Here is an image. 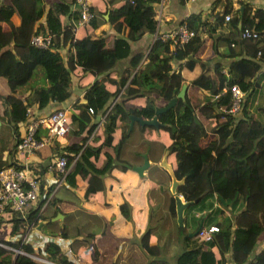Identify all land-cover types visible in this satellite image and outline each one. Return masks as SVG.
<instances>
[{"label":"trees","instance_id":"1","mask_svg":"<svg viewBox=\"0 0 264 264\" xmlns=\"http://www.w3.org/2000/svg\"><path fill=\"white\" fill-rule=\"evenodd\" d=\"M107 1L103 11H94L89 4L88 10L92 16L83 25L95 29L103 21L110 23L115 34L111 36L109 44L106 37L95 32L78 38L73 36L71 29L80 14L75 0H53L46 9L45 0H10L9 3H0V77L7 88L6 94L1 96L5 105L2 113L12 131H17V123L27 117L30 106L41 108L48 101H61L70 95V75L75 66L95 76L83 92L84 101L79 104V112L70 114L73 127H69L68 132L78 135L83 131L84 134L78 141L60 147L54 142V147L66 156V164L72 163L64 175V181L77 186L83 192L84 199L102 188L97 171H109L113 165H119L121 169L131 165L127 159L123 161L121 158L123 144L131 133V129L128 130L129 114L150 118L156 99L162 100L164 104L178 91L183 82L180 68L191 67L198 60L201 33L225 21L235 27L239 20L236 10H233L232 17L224 18L229 8L216 14L212 22L201 18L199 13H190L184 21L195 34L188 41L173 44L169 38H154L144 52L130 57L129 71L121 74L117 81L108 80L104 72L130 54V42L144 33L155 31L157 18L153 3L159 0H122L116 5H113V0ZM105 10H108L106 20L100 15ZM13 12L19 17L18 25H13L9 20V14ZM43 15L44 23L37 25ZM63 17L68 18L69 22L64 23ZM240 19L239 30L243 26L260 30L264 28V9L247 8ZM3 22L9 25L8 29L1 28ZM33 34L43 37L49 35V42L44 46L32 44L30 37ZM238 36L251 49V56L257 55L256 59L239 57L231 61V76H226L218 64L214 65V75H210L199 60L201 72L190 80V84L205 89L214 96L213 99L199 103L193 96L185 95L183 99H177L174 106L157 114L158 121L165 124L162 128L168 133L169 141L165 150L175 159L173 172L177 178L183 177L176 192L184 200L198 198L185 208L183 226L175 224L173 229L180 246L173 261L169 262L154 254L158 244L150 243L149 235L157 236L159 231L154 226H146L139 245L140 248L145 247L148 257L138 253L140 250L137 251L135 246L138 244L132 243L111 264H222L225 253H228V259L234 264H264V247L255 248L259 236L264 235V122L248 113L246 104L257 85L264 89V65L261 67L258 62L260 58L264 63V37L242 38L239 33ZM65 42L72 47V51L63 58L59 47ZM183 59V63L179 62L175 67L171 65ZM259 70L261 73L257 74ZM34 80H38L39 84L22 97L25 86L34 83ZM104 81L114 83L115 89L108 90ZM231 84H236L245 92L239 108L240 115L227 110L231 102ZM120 89L127 96H143V104L125 107L122 100H114L110 108L105 110ZM181 106L186 111L181 110ZM88 107H92V113L87 112ZM196 107L211 120L209 128L196 118ZM87 113L91 115L90 118ZM96 114L103 117V139L93 145L85 140L95 123L91 122L88 127L84 125ZM83 120L85 123L82 124ZM116 127L119 128V134L113 139L112 133ZM44 131L38 127L36 136ZM207 131L212 136L204 139L200 145L199 140L206 137ZM113 140L116 141L113 143ZM104 145L112 147L113 156L105 152L104 162L99 168L98 154ZM38 165L41 167L43 164ZM120 208L129 217L128 206L121 203ZM39 209L40 202L24 216L14 211L0 214V227L2 223H8L6 233L0 235V242L16 247L20 239L10 238L20 237L32 220L36 223L37 217H47ZM169 211L174 217V206ZM187 213L191 214L185 220ZM71 215L66 214L67 217ZM211 223L217 226V231L206 239L200 238L199 228ZM81 227H75L73 234L64 226L48 231L51 235L58 232L63 237L79 232L81 242L87 244L93 239L94 232L81 230ZM79 242L74 237L71 244L76 248ZM91 244L93 253H96L94 243ZM19 247L23 252L0 247V264H74L53 240L44 241L36 250L24 240ZM217 252L218 258L215 255ZM30 254L37 255L39 260L33 259ZM92 259L95 257L92 256Z\"/></svg>","mask_w":264,"mask_h":264},{"label":"crops","instance_id":"2","mask_svg":"<svg viewBox=\"0 0 264 264\" xmlns=\"http://www.w3.org/2000/svg\"><path fill=\"white\" fill-rule=\"evenodd\" d=\"M51 1L53 0H45V9ZM105 1L107 0H90L89 3L94 11H103L106 6ZM121 1L122 0H113L112 3L113 5H116ZM213 1L214 0H159L153 3L155 17L157 18V26L155 30L163 32L173 29L190 13H199L201 18L212 22L214 16L221 13L224 8L230 9L227 13L229 17H232L234 15L233 10H236L240 18L243 10L246 11L247 8L264 9V0H217L215 3H213ZM1 2L9 3L10 0H0V3ZM105 13L107 14L108 10L100 13L104 20L107 19L104 16ZM9 20L13 25H18L19 23V17L14 12L9 14ZM63 22H69L68 18L63 17ZM43 23L44 15L36 24L39 25ZM84 23L72 27V34L75 38L95 32L106 37L107 44L111 42V36L114 35L115 32L110 23L103 21L102 23H99L95 29H92V27H85V25H83ZM81 25L83 26L80 27ZM1 28L6 30L9 28V25L3 22ZM238 31V25L231 27V25L225 21L220 24H215L208 28L207 31L201 33V42L198 47L200 56L198 57V60L196 59L191 67L182 66L180 68L183 82L186 83L184 96H193L199 101V103L202 101H209L214 97L213 95L208 94L205 89L190 84V80L195 78L201 72L199 60L204 63V67L210 75H214V65L218 64L221 65V71L224 72L226 76H231L229 70L231 61L239 57H252L251 49L244 45V40L238 38ZM153 36L154 33H144L138 39L131 41L130 54L123 59H119L115 66L104 72V76L108 80L113 79L117 81L121 74H125L130 70V57L144 52L147 49L146 47L150 45ZM234 38H236V40ZM213 48H215L214 51ZM71 51L72 47H70L67 42L60 44L59 52L63 58L70 54ZM252 58L256 59L257 55L255 54ZM184 60L185 59L176 62L174 61L171 65L175 67L179 62L183 63ZM258 62L261 64V67L264 65L260 58L258 59ZM260 73L261 71L259 70L257 74ZM99 76H101V74ZM94 77L93 74L83 72L79 66H75L70 75L72 86L70 95L61 101H48L41 108L30 106L32 116L39 117L48 115L55 110H64L63 117L67 123L68 132L69 127H73L70 123V114L79 112V104H82L84 101L83 92ZM38 82L35 81L34 83H30L31 85L29 84L25 86L26 88L22 92V97H25L32 90L33 86H37L39 84ZM104 85L110 91L115 89V84L110 81H104ZM256 88L257 89L252 94V98L246 101L247 111L248 113H252L260 122H264V120L258 119L259 113L264 112V89L260 85H257ZM6 92L7 88L5 82L0 77V167L10 165L11 162H15L14 159H17L21 163H46L55 149L57 151L60 150L55 148L54 144H46L37 150H34L32 153L25 155H17L14 153V133L2 113V109L5 108V105H3L4 102L1 96L5 95ZM142 97L127 96L124 94L123 90L120 89L112 99L115 98V100H122L125 107H139L144 101V98ZM244 97L245 92H243V99ZM192 99L193 98L190 100ZM154 103L155 105H161L163 104V101L156 99ZM256 109L260 110L255 111ZM181 110L186 111L182 106ZM87 115L89 118L91 117L90 114L87 113ZM238 115H240V113H238ZM195 116L200 123L204 126L206 125L207 128L212 125L211 120L206 118L201 111H198L197 107L195 108ZM102 120L103 117L99 114H96L91 120H88L87 123L83 120L82 124L85 123L84 127H88L91 122L95 123L91 133L85 140L86 142L94 145L102 141ZM162 127L163 126H159L155 129L153 126H145L141 129L139 124L134 122L131 127V133L123 144V154L121 155L122 160L125 161L124 158L127 159L131 165H128L125 169H121L119 165H113L109 171L103 173L97 171L96 173H98L97 176L100 179L102 188L92 193L89 198L84 199L83 192L80 191L77 186L69 185L67 181H63L56 186L50 197L52 201L49 200L45 206H40L39 209L49 218V220L47 217H37L36 223L34 224L35 227L29 229L30 231H27L24 240L25 243L33 250H36L37 247L40 248L44 241L53 240L67 258L74 261V264H111L116 260L117 255L120 252L124 253L126 247L132 243L138 244L135 245L137 251H141H138V253H141L142 256L144 253L147 256L144 251L145 247L140 248L139 245L141 242V234L146 226H154V228H157L159 231L161 225V219L157 215L153 218L152 212L158 211L159 206H167V211L171 214L169 206H174L171 199L172 195L170 194L168 187H166L165 180L168 178L169 183V176L164 169L158 166V161L163 152L166 151L165 146L169 141L168 133ZM67 132H60L57 136L58 141H56V143L59 144L58 147L72 141H78L84 134L83 131L78 135ZM118 134L119 128L116 127L112 133L113 139L116 138ZM210 134L211 132L207 131L206 137L200 139L199 144L201 145L204 142V139L208 137L210 138L212 136ZM115 141L116 140H113L112 142L114 143ZM105 152L113 156L111 146L104 145L101 147L98 154L100 159L97 164L99 168L104 162L103 156ZM143 153L147 156L148 166L141 174H138L132 169V166L142 163ZM166 159L171 167L175 165L173 155H169L167 151ZM70 165L71 164H69V167ZM52 176L51 173H46L42 178L47 180ZM39 202L40 200L36 203L27 205L25 213L32 207L37 206ZM121 203L128 206L129 217L123 214L120 208ZM56 212H59L60 215L53 218ZM68 213H72V215L67 217L66 214ZM190 214L191 213L186 214L185 220L189 218ZM194 214H197V212ZM89 219L90 221L88 222ZM48 221H51L52 224ZM175 224L174 213V226L165 225L160 228L161 230L157 233V236L154 234L149 235V242H156L158 244L154 254L168 260L169 262L173 261L174 254L180 248L173 230ZM1 226H4L5 229H7L8 223H2ZM61 226H64L70 234L74 233L75 227L80 229L82 226L81 230L86 231L88 229L89 231H93L94 237L89 240V243L85 244L81 242L82 236L78 235V232L77 235L63 237V241L58 242L54 238V236L58 235V232L56 235H51L48 230H56ZM168 230L169 234L167 233ZM163 234L166 236L162 237L161 235ZM170 235L175 239L174 244L171 243V238H169ZM74 237H77L80 240V242L76 244V248L71 244ZM18 238V236H15L10 239L15 240ZM31 238L32 240H36L30 241ZM91 242L94 243L97 250L96 253H93ZM65 246L70 247V250L66 251L64 249ZM262 247H264L263 234L257 239L255 248L259 249ZM167 252H170L171 255ZM215 255L217 258L219 257L218 252ZM92 256L95 257V259H92ZM228 256V253L224 254L225 260L222 264H234L228 259Z\"/></svg>","mask_w":264,"mask_h":264},{"label":"built area","instance_id":"3","mask_svg":"<svg viewBox=\"0 0 264 264\" xmlns=\"http://www.w3.org/2000/svg\"><path fill=\"white\" fill-rule=\"evenodd\" d=\"M90 0H75V5L79 9V18L74 25H80L86 22L92 13L88 10ZM225 19L229 18L225 14ZM154 38L171 39L173 44H182L188 41L195 31L189 28L183 20L175 28L158 32L154 31ZM239 35L242 38L264 37V28L257 30L252 26H243L239 30ZM50 36H41L40 34H33L30 37V42L35 45L44 46L49 42ZM231 102L228 111L235 113L239 110L240 104L243 100V91L236 84L229 86ZM115 98L110 100L106 109L108 110ZM64 111V110H63ZM62 110H55L48 115L39 117L32 116L30 107L27 109V117L21 122L17 123V131L14 133L13 150L17 155H25L32 153L41 146L46 144L52 145L57 141V136L60 132H67V123L63 117ZM88 113H92V107L87 108ZM43 128L44 133L36 136L37 128ZM10 165L0 167V214L5 212H18L21 216L25 215V208L27 205L36 203L40 200V206H45L51 197L53 189L64 181V175L68 170L69 164H66V156L56 149L48 158L47 162L41 167L38 164H30L28 162H19L14 159ZM19 163V164H18ZM17 166V167H16ZM42 170V171H41ZM46 173H51L53 176L50 179H43ZM34 226L32 220L23 234L19 237V242L16 247H10L3 242H0V247L13 249L15 252H23L20 249L21 241L25 240L27 231ZM217 231L215 224L201 226L198 230L200 238H208L212 232ZM58 242L63 241V236H54ZM64 249L69 251V247Z\"/></svg>","mask_w":264,"mask_h":264},{"label":"water","instance_id":"4","mask_svg":"<svg viewBox=\"0 0 264 264\" xmlns=\"http://www.w3.org/2000/svg\"><path fill=\"white\" fill-rule=\"evenodd\" d=\"M241 8V7H240ZM105 18H107V14H104ZM241 24V19L239 17V20L237 22L238 27ZM186 88V83L182 82L178 91L174 94V96L170 97L167 102H165L163 105H155L153 110V115L150 118H143L141 115H135V114H129V125L128 130L131 129L133 122L139 123L140 126H153L155 129H157L159 126L165 125L164 123L158 121L157 114L165 111L166 109L174 106L177 99H183L184 98V91ZM98 117V116H97ZM147 156L145 153L142 154V163L139 165L132 166V169H134L138 174H141L143 170H145L148 166L147 162ZM158 166H160L162 169L166 171V173L169 176V185L168 189L170 194L173 198L174 203V213H175V223L177 226H183L184 224V210L185 208L192 202L196 201L198 198H194L193 200H184L181 195H179L176 192L177 185L181 184L183 182V177L177 178L173 172V169L171 165L167 162L166 159V151L163 152L160 160L158 161ZM59 214V212H56L55 216L53 218H56Z\"/></svg>","mask_w":264,"mask_h":264},{"label":"rangeland","instance_id":"5","mask_svg":"<svg viewBox=\"0 0 264 264\" xmlns=\"http://www.w3.org/2000/svg\"><path fill=\"white\" fill-rule=\"evenodd\" d=\"M34 81H36V82H38V80H34ZM240 110V109H239ZM239 110L236 112L237 114L239 113ZM260 109H256L255 111H259ZM258 119H260V120H264V112L263 113H259V115H258ZM139 150V149H138ZM262 154H264V152H262ZM166 181V187H168V185H169V183H168V178L165 180ZM169 181H170V179H169ZM169 209H171V206H169ZM155 215H157L160 219H161V225H160V228L161 227H164L165 225H172V226H174V217H173V220H172V215L171 214H169L168 213V211H167V206H159V208H158V211H154V212H152V217L154 218V216ZM84 219H86V218H84ZM90 221V219L88 220V222ZM33 227H35V226H33ZM159 228V232H160V229ZM30 231V230H29ZM6 232H5V227L4 226H2V227H0V235H4ZM162 237H165L166 235L165 234H163V235H161ZM45 238V237H44ZM169 238H171V243L172 244H174L175 243V239H174V237L172 236V235H170V237ZM16 240V239H15ZM29 240V239H28ZM34 240H36V239H33L32 240V238H31V240L30 241H34ZM16 243V242H15ZM170 245V244H169ZM167 253H170V252H167ZM170 255H171V253H170ZM30 256L33 258V259H35V260H39L38 259V256L37 255H33V254H30Z\"/></svg>","mask_w":264,"mask_h":264},{"label":"clouds","instance_id":"6","mask_svg":"<svg viewBox=\"0 0 264 264\" xmlns=\"http://www.w3.org/2000/svg\"><path fill=\"white\" fill-rule=\"evenodd\" d=\"M58 141V140H57ZM70 164H72V163H70ZM209 225V224H208Z\"/></svg>","mask_w":264,"mask_h":264}]
</instances>
